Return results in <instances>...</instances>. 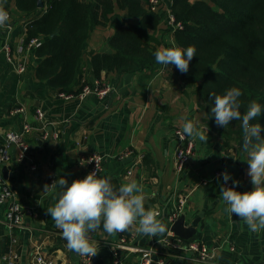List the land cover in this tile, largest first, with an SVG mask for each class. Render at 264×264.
<instances>
[{"label":"crops","instance_id":"0c3cea01","mask_svg":"<svg viewBox=\"0 0 264 264\" xmlns=\"http://www.w3.org/2000/svg\"><path fill=\"white\" fill-rule=\"evenodd\" d=\"M0 4L10 13L12 23L9 31L0 28V148L7 131H20L24 124L30 127L23 134L29 145L28 155L18 159L11 148L10 162L5 163L7 176L0 161V191L4 185L13 189L9 201L21 205L23 220L21 226L9 229L4 220L5 205L0 204V264H4L2 256L11 252L18 256L15 264H27L37 251L52 257L56 264H83V256L67 248L61 230L47 213L63 189L57 186L44 190V186L51 178L64 177L69 184L83 179L92 152L104 156L98 176L110 177L117 188L132 181L142 185L145 207L155 206L167 226V231L157 237L139 234L135 225L114 235L101 228L90 232V241L98 250L95 264H114L113 249L118 250L120 264H138L148 247L153 250L151 264H160L159 259L162 264H195L191 251L173 249L165 242L173 233L171 223L181 215L184 225L198 219L195 233L188 240L211 249L207 264H264V230L251 232L243 220L225 211L220 196L221 173L225 171L232 177L229 187L238 180L237 191L253 188L247 175V153L240 144L243 137L207 125L204 112L196 104V86L187 87L172 73L170 65H161L154 72L128 67L101 71L99 79L111 87L103 98L94 94L83 99L61 97L46 80L36 76V48L26 43L28 22L46 5L26 15L14 0H0ZM159 15L157 49L177 45L172 26L162 11ZM127 22L126 11L114 7L106 24L92 28L83 54L81 83L96 78L90 53L110 52L108 39L117 26ZM17 62L25 66L24 71H17ZM80 88L81 84L75 85L73 93ZM36 108L43 110L42 118L36 117ZM185 116L197 122L200 129H208V141L191 137L193 158L177 170L174 130L182 129Z\"/></svg>","mask_w":264,"mask_h":264},{"label":"trees","instance_id":"16d2710c","mask_svg":"<svg viewBox=\"0 0 264 264\" xmlns=\"http://www.w3.org/2000/svg\"><path fill=\"white\" fill-rule=\"evenodd\" d=\"M14 1L26 15L37 12V0ZM42 1L46 8L28 22L26 40L43 39L35 49L39 59L35 73L57 92L73 93L81 84L89 32L106 24L114 7L125 10L129 22L117 26L108 39L110 52L90 53L94 77L99 78L101 71L129 67L154 72L161 66L154 57L160 44L156 35L160 15L148 9V0ZM171 11L183 23L173 33L177 46L196 48L188 72L170 65L172 73L187 87L196 86V104L210 128L243 137L241 121L226 128L216 125L210 93L222 95L237 87L242 113L253 100L264 106V0H171ZM253 122L264 125V114Z\"/></svg>","mask_w":264,"mask_h":264},{"label":"clouds","instance_id":"9594fccd","mask_svg":"<svg viewBox=\"0 0 264 264\" xmlns=\"http://www.w3.org/2000/svg\"><path fill=\"white\" fill-rule=\"evenodd\" d=\"M9 20V13L0 4V28L8 26ZM195 56L194 46L183 48L174 43L171 47H160L154 52L157 64L175 66L181 73L188 72ZM241 95L237 87L225 90L222 95L210 93L214 101L211 113L217 126L226 128L233 121H241V147L247 153V175L253 185L252 190L240 192L236 190L240 182L233 180V186L228 187L227 183L232 177L225 171L221 173L223 184L220 185V196L227 213L243 220L251 232L259 233L264 230V125L253 121L264 114V106L253 100L242 113ZM182 119V136L208 141V129H200L197 122L186 116ZM57 186L63 191L47 213L61 230L67 248L78 255L91 258L98 254L89 233L101 226L109 235L127 231L133 225L143 236L157 237L167 231V226L160 219V211L155 206L145 207L143 187L135 181L123 183L117 188L110 177L98 176L96 166V170L83 179H75L69 184L67 179L60 177L51 185L46 184L44 190Z\"/></svg>","mask_w":264,"mask_h":264},{"label":"built area","instance_id":"2783aa9c","mask_svg":"<svg viewBox=\"0 0 264 264\" xmlns=\"http://www.w3.org/2000/svg\"><path fill=\"white\" fill-rule=\"evenodd\" d=\"M147 7L150 11L159 13L162 11L166 18L167 23L172 26L173 31L175 29H181L183 27V23L177 19H175L173 12L171 11V0H148ZM9 13V12H8ZM10 16V13H9ZM12 27L11 16L8 22V26L4 27L6 31H9ZM43 39L40 36H34L29 38L26 43L29 47L37 48L42 44ZM7 53V59L10 60V56L8 54V45L5 43L4 45ZM16 69L18 72H22L25 70V66L22 63L16 64ZM111 87L109 84L103 83L101 79L94 78L91 82L83 81L81 83L80 91L76 94L74 93H66V92H58V95L64 97L66 99L77 97L79 99H83L88 94H94L97 97L103 98L110 91ZM20 110V109H17ZM15 111V110H14ZM44 116V112L40 108H36V117L42 118ZM29 125L24 124L20 131L10 130L5 133L4 136V144L0 148V161L3 163L10 162V150L14 148L16 151V157L18 159H24L26 155L29 153V145L24 138V132L29 131ZM181 128H176L174 130V136L176 140V148H175V165L177 170H181L185 167L193 158L194 155V141L191 137H185L181 134ZM48 133H44V137H47ZM104 162V156L99 152H92L87 158V170L85 172V176L91 172L96 170L97 173L102 170ZM34 168V167H32ZM84 176V177H85ZM54 178H51L49 181V185L54 182ZM229 187V184L227 183ZM14 191L7 185H4L2 190L0 191V204L5 205L4 212V220L9 229L14 227L21 226L23 224L22 220V208L21 205L17 202H10L9 199L13 196ZM174 221V219H172ZM124 242V237L120 238V243ZM165 242L171 248H181L187 251H191L192 261L195 264H207L210 257H212L211 249L203 244L198 243L192 240H185L180 238L179 236L171 233L165 238ZM119 246V245H118ZM112 257L114 264H120L119 253L117 249H113ZM18 259L16 253L11 252L2 256V260L4 264H15ZM92 260V257L83 256V264H89ZM153 262V250L151 247L144 249L140 255V261L138 264H151ZM158 263L162 264L163 260L159 259ZM27 264H56L55 260L46 256L41 251H37L32 259Z\"/></svg>","mask_w":264,"mask_h":264},{"label":"water","instance_id":"95a60500","mask_svg":"<svg viewBox=\"0 0 264 264\" xmlns=\"http://www.w3.org/2000/svg\"><path fill=\"white\" fill-rule=\"evenodd\" d=\"M37 6L38 7H42L43 6V1L42 0H37ZM243 139H241L240 144H243ZM15 149L13 148L12 151H14ZM14 158L13 157V164H14ZM8 170V165L7 164H3V168H2V172L4 174V176L6 175V172ZM197 221L198 219H194L190 225H184V216L181 215L179 218H177L174 222L171 223L170 225V230L177 236H179L182 239H189L193 233H195V227L197 225ZM96 262V257H92L91 263L90 264H95Z\"/></svg>","mask_w":264,"mask_h":264},{"label":"rangeland","instance_id":"374dc122","mask_svg":"<svg viewBox=\"0 0 264 264\" xmlns=\"http://www.w3.org/2000/svg\"><path fill=\"white\" fill-rule=\"evenodd\" d=\"M178 128V127H177Z\"/></svg>","mask_w":264,"mask_h":264}]
</instances>
